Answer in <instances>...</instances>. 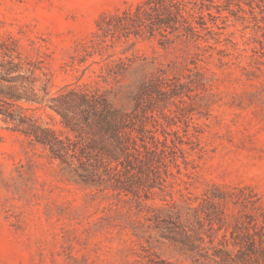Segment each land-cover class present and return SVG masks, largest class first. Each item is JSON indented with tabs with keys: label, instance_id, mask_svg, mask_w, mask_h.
Returning a JSON list of instances; mask_svg holds the SVG:
<instances>
[{
	"label": "rangeland",
	"instance_id": "rangeland-1",
	"mask_svg": "<svg viewBox=\"0 0 264 264\" xmlns=\"http://www.w3.org/2000/svg\"><path fill=\"white\" fill-rule=\"evenodd\" d=\"M145 1L0 0V40L43 63L53 94L99 91L131 113L157 68L171 86L194 80L182 95L144 100L156 148L169 147L164 186L149 197L74 183L0 119V264H264V13L223 14L210 43L93 47L104 14ZM120 58L131 67L111 75ZM48 113L31 111L60 130Z\"/></svg>",
	"mask_w": 264,
	"mask_h": 264
},
{
	"label": "trees",
	"instance_id": "trees-1",
	"mask_svg": "<svg viewBox=\"0 0 264 264\" xmlns=\"http://www.w3.org/2000/svg\"><path fill=\"white\" fill-rule=\"evenodd\" d=\"M245 6L256 22V8L264 13V0H147L104 14L97 23L93 47L157 36L164 45L176 39L210 43L223 33V25L219 24H223V14L244 19L240 14L246 13ZM128 62L121 58L115 61L111 75L128 70ZM162 73L157 68L150 79L142 80L133 97L134 111L129 113L99 91L65 86L53 94L43 63L25 57L15 41L0 40V119L44 148L74 183L101 192L139 197L144 193L149 197L155 188L164 186L161 167L166 166L169 147L164 144L167 150L161 153L156 148L158 139L146 126L149 117L144 100L177 97L194 83L189 75L188 82L171 86ZM37 110L50 118L48 111L59 116L61 129L31 114ZM150 143H154L152 147ZM260 244L264 245L263 233Z\"/></svg>",
	"mask_w": 264,
	"mask_h": 264
}]
</instances>
